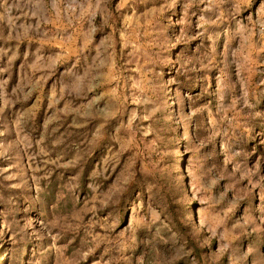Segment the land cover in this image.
<instances>
[{"label":"rangeland","instance_id":"obj_1","mask_svg":"<svg viewBox=\"0 0 264 264\" xmlns=\"http://www.w3.org/2000/svg\"><path fill=\"white\" fill-rule=\"evenodd\" d=\"M0 264H264V0H0Z\"/></svg>","mask_w":264,"mask_h":264}]
</instances>
